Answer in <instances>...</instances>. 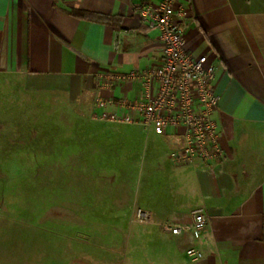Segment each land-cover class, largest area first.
<instances>
[{
  "label": "crops",
  "instance_id": "obj_1",
  "mask_svg": "<svg viewBox=\"0 0 264 264\" xmlns=\"http://www.w3.org/2000/svg\"><path fill=\"white\" fill-rule=\"evenodd\" d=\"M140 5L141 0H0V75L12 77L16 87L88 104L90 115L100 94L139 97L138 82L111 90L98 83L107 69L130 72L162 62L160 32L140 17ZM177 7L185 12L178 18L186 25V49L207 54L217 66L220 103L214 117L224 156L208 165L176 164L170 152L184 139L151 131L156 136L147 141L136 205L152 221L138 224L133 245L146 255L158 252L149 257L152 264H264V0H180ZM199 210L211 217L199 239L160 227L166 221L189 224ZM191 247L204 257L191 258ZM8 258V264H65Z\"/></svg>",
  "mask_w": 264,
  "mask_h": 264
},
{
  "label": "rangeland",
  "instance_id": "obj_2",
  "mask_svg": "<svg viewBox=\"0 0 264 264\" xmlns=\"http://www.w3.org/2000/svg\"><path fill=\"white\" fill-rule=\"evenodd\" d=\"M13 83L0 75V264L10 255L152 264L159 253L133 244L141 169L156 135L95 121L88 104Z\"/></svg>",
  "mask_w": 264,
  "mask_h": 264
},
{
  "label": "built area",
  "instance_id": "obj_3",
  "mask_svg": "<svg viewBox=\"0 0 264 264\" xmlns=\"http://www.w3.org/2000/svg\"><path fill=\"white\" fill-rule=\"evenodd\" d=\"M179 1L141 0L140 17L160 32L163 60L145 70L102 71L98 83L102 90L135 82L142 90L134 99L127 94L98 95L91 118L113 127L140 125L160 136H181L184 144L170 152L171 160L180 165H208L224 156L222 133L214 117L220 103L214 84L217 66L207 54L196 56L186 49V25L178 18L185 12L177 7ZM115 47H119V41ZM136 216L140 223L152 221L151 214L142 208L136 210ZM210 223L209 214L199 210L189 224L166 221L160 227L173 235L188 232L199 239ZM187 254L194 260L204 257V252L195 247L189 248Z\"/></svg>",
  "mask_w": 264,
  "mask_h": 264
}]
</instances>
